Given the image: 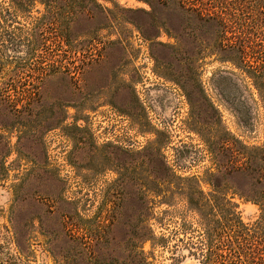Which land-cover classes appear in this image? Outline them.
<instances>
[{
    "label": "rangeland",
    "instance_id": "obj_1",
    "mask_svg": "<svg viewBox=\"0 0 264 264\" xmlns=\"http://www.w3.org/2000/svg\"><path fill=\"white\" fill-rule=\"evenodd\" d=\"M253 1L0 0V264H264Z\"/></svg>",
    "mask_w": 264,
    "mask_h": 264
},
{
    "label": "trees",
    "instance_id": "obj_2",
    "mask_svg": "<svg viewBox=\"0 0 264 264\" xmlns=\"http://www.w3.org/2000/svg\"><path fill=\"white\" fill-rule=\"evenodd\" d=\"M252 7L255 16L250 17L249 13H241L242 17L234 27L238 29L237 41L230 48L237 53L234 58L237 61L236 65L254 81L264 103V0H254ZM247 157L252 163L260 165V161L264 159V146L254 148ZM215 191L224 194V190L220 187H216ZM262 193L261 198L264 199V192ZM263 221L264 218L260 224Z\"/></svg>",
    "mask_w": 264,
    "mask_h": 264
}]
</instances>
